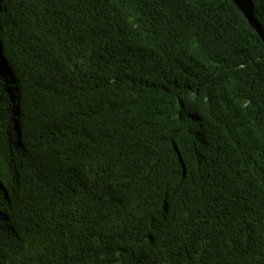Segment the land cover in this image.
<instances>
[{
  "label": "trees",
  "instance_id": "16d2710c",
  "mask_svg": "<svg viewBox=\"0 0 264 264\" xmlns=\"http://www.w3.org/2000/svg\"><path fill=\"white\" fill-rule=\"evenodd\" d=\"M0 264H264V0H0Z\"/></svg>",
  "mask_w": 264,
  "mask_h": 264
}]
</instances>
